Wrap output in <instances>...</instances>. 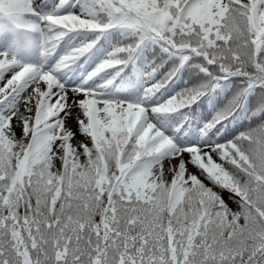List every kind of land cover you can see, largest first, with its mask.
Returning a JSON list of instances; mask_svg holds the SVG:
<instances>
[{"label": "snow or ice", "instance_id": "obj_1", "mask_svg": "<svg viewBox=\"0 0 264 264\" xmlns=\"http://www.w3.org/2000/svg\"><path fill=\"white\" fill-rule=\"evenodd\" d=\"M0 264H264V0H0Z\"/></svg>", "mask_w": 264, "mask_h": 264}, {"label": "trees", "instance_id": "obj_2", "mask_svg": "<svg viewBox=\"0 0 264 264\" xmlns=\"http://www.w3.org/2000/svg\"><path fill=\"white\" fill-rule=\"evenodd\" d=\"M226 199H227V197H226Z\"/></svg>", "mask_w": 264, "mask_h": 264}]
</instances>
